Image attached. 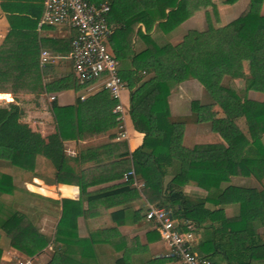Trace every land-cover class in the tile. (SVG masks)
<instances>
[{
  "label": "trees",
  "instance_id": "1",
  "mask_svg": "<svg viewBox=\"0 0 264 264\" xmlns=\"http://www.w3.org/2000/svg\"><path fill=\"white\" fill-rule=\"evenodd\" d=\"M94 1L108 3L106 18L113 27L108 39L109 50L119 63L118 75L129 94L128 115L132 126L143 134L142 144L131 153L126 149L121 152L123 143L115 144L120 151L118 157L131 156L133 173L143 182L142 191L149 203L168 209L174 219L197 227L210 223L213 230L200 245L205 259L211 261L220 255L227 264H250L255 256L264 253V234L257 232L258 228H264V148L261 142L264 102H243L233 90L221 86V81L224 77L240 78L242 62L249 61L256 69V76L248 87L264 93V56H259L264 51V15L260 14L264 0H250L236 20L220 29L189 31L177 45L163 46L157 45L150 35L153 28L162 33L178 28L192 15L194 8L190 0ZM226 1L233 4L238 0ZM140 25L144 32L138 28ZM135 37L145 44L140 52L132 50ZM189 79L196 80L223 112V118L211 121V130L219 134L225 144L182 147V126L170 121L167 97L171 87ZM34 82V76L21 72L18 66L0 57V94H19ZM115 104L103 89L83 101L78 98L71 106L61 107L52 102L55 132L45 137L20 122L22 111L18 106L0 108V159L32 172L37 157H41L53 168L56 184H73L79 189L76 201H51L61 212L50 244L25 215L0 209V230L4 233L0 236V261L3 247L32 258L49 245L54 255L47 264H87L93 260L95 244L104 240L95 239L98 233L85 238L78 236L77 220L85 214L82 203L109 202L126 195L133 198L138 192L132 188V176H128L122 186L87 193L89 184L69 166L64 142L85 140L115 128L119 123L112 112ZM191 110L198 121L207 119V108L197 101L191 103ZM242 116L248 123L250 140L234 124V119ZM174 165L176 172L166 181ZM237 173L254 177L262 189L220 188ZM190 183L206 190V198L193 203L183 191ZM13 191L11 177L0 173V196L12 195ZM60 191L70 196L69 188L63 186ZM206 202L216 208H205ZM233 203L238 205L239 212L227 218L223 206ZM126 217L124 209L110 214L116 225L123 224ZM134 217L138 219L136 212ZM112 230L103 232L110 234ZM225 238L227 242L231 238L242 241L240 261L225 249ZM107 243L116 250L121 249L122 243L118 240L111 239ZM126 257L124 253L114 264H126Z\"/></svg>",
  "mask_w": 264,
  "mask_h": 264
},
{
  "label": "crops",
  "instance_id": "2",
  "mask_svg": "<svg viewBox=\"0 0 264 264\" xmlns=\"http://www.w3.org/2000/svg\"><path fill=\"white\" fill-rule=\"evenodd\" d=\"M42 13L43 0H0V57L3 61L7 60V63L18 66L21 72L34 76L35 80L33 86H27L25 91L19 94H0V101L18 106L22 111L20 122L27 124L33 131L45 137L55 132L51 113L52 102L61 107L74 105L78 98L86 99L99 92L102 89V84L101 81L84 84L77 82L69 59V44L74 36V31L67 25L39 28L38 21ZM194 18V15L190 16L181 24V27L185 28L186 24L192 22ZM134 42L136 41L134 40ZM132 50L135 52L134 47ZM188 81L191 80L180 83L177 86L178 89H182V85ZM128 96V91L124 89L121 102L125 115L122 121L118 120L119 123L115 128L85 140L64 142L69 166L83 177L85 183L89 184L86 189L87 193L122 186L125 183L124 175L132 171L131 156L118 157L120 151L115 146V144L123 143L121 152L126 149L131 153L143 141V134L136 132L130 121ZM178 96L181 95L178 94ZM168 106L171 121L173 105L168 101ZM223 117L224 115L221 114L217 119ZM204 124L206 123L196 120L184 126L182 134L184 141L192 137L193 145L215 144L211 140L214 135L211 129L205 134L198 130L199 125ZM182 147H187L184 142ZM95 154L98 156H94ZM82 157L83 159H80ZM36 160L37 168L39 167L41 172L46 171L47 174L41 172L38 174L36 170V175L29 184L23 182L26 189L35 192L29 186H37L36 188H39L41 193H35L49 197L51 201H60L61 199L76 201L79 199V189L76 185L56 184L53 181L54 170L50 163L41 157H37ZM137 182L143 184L139 179ZM14 186H16L13 191L15 195L18 193L33 200H41L36 198L34 193H26L24 188L16 184ZM63 186L69 188L70 196L62 194L60 188ZM132 188L138 192L137 197L131 198V195H126L109 202H95L90 205L83 202L85 214L77 220L78 236L85 238L90 234L97 235L98 233L99 235L95 236V239L104 240L95 244V256L87 264H114L115 260L121 258L124 253L128 256L125 258L126 264H179L160 240L158 232L144 219V211L151 203L140 193L142 188L137 189L134 185ZM196 190L199 191L194 183L186 185L183 189L193 203L206 198V195L199 194L195 192ZM191 191L194 193L190 194ZM12 195H7V197ZM209 204L206 202L205 208L209 210L216 208ZM226 206L228 204L223 206L225 217L230 218L238 214V212L233 215L228 214ZM119 209H124L127 217L123 224L116 225L111 221L110 214ZM50 210L45 211V218L50 217ZM59 210L61 212L60 207ZM135 212L138 214V219L134 217ZM175 220L180 224L182 230L191 229L194 235L192 250L203 257L200 245L213 230L209 227L210 223L207 222L205 225L197 227L182 219ZM110 229H113L110 234L103 232ZM39 231L43 234L41 230ZM257 232L263 235L264 228L258 229ZM111 239L122 243L120 250H116V247L111 243H107ZM223 240L225 249H229L235 260L240 261L242 259V241L234 238L228 242L226 238ZM3 248L2 255L6 252H10V254L15 252L10 247ZM48 248L52 250L50 245ZM6 261L8 259L1 256L0 264H6ZM210 262L212 264H227L220 255L213 257ZM250 264H264V253L255 256Z\"/></svg>",
  "mask_w": 264,
  "mask_h": 264
},
{
  "label": "rangeland",
  "instance_id": "3",
  "mask_svg": "<svg viewBox=\"0 0 264 264\" xmlns=\"http://www.w3.org/2000/svg\"><path fill=\"white\" fill-rule=\"evenodd\" d=\"M250 0H238L233 4H228L226 0H191L193 6L192 15L195 18L192 22L186 24L185 28L181 27V25L174 29L169 33H162L156 27L153 28L151 32V36L154 42L163 46L165 44L177 45L182 41L183 36L189 31H198V32H206L208 30L220 29L231 21L236 20L247 8ZM260 14L264 15V1L260 7ZM191 15V16H192ZM142 32H144V27L142 25L138 26ZM136 42L133 43V47L135 52H140L144 49L145 44L138 37L134 39ZM110 48V47H109ZM259 56H264V51L259 53ZM151 75H145V78H149ZM256 69L249 61L242 62V76L238 79H230L229 77H224L221 81V86L227 87L233 90L239 98L243 102H251V103H262L264 102V93L249 89L248 83L250 80L255 78ZM188 81L182 85V89H178V85L171 87L169 95L167 97L168 101L173 105V117H171V121L175 122V124H179L182 126V134L184 126L189 125L190 123L197 120L196 115L191 110V103L193 101H197L201 106L207 108V118L205 121H200L202 123H206L204 125H199V131L202 134H205L206 131H210L211 129V121L219 118L223 112L218 107L217 102L210 96V94L194 79H189ZM180 94L181 96H178ZM179 102V103H178ZM179 104V105H178ZM11 105V104H9ZM6 102L0 101V108H4L9 106ZM224 115V114H223ZM234 124L238 128L241 134H243L248 140H250V133L248 129V123L244 116L234 119ZM216 145L225 144L222 138L214 132L213 138L211 139ZM184 142V148L191 149L196 145H193L194 140L191 138H187L184 141V138L181 140V144ZM262 145L264 148V136L262 137ZM70 161V160H69ZM37 170L38 174L41 172L40 168H37V160L35 162V168L31 171H24L22 169L16 168L12 166L8 161L0 159V173L6 174L11 177L13 187L14 184L18 185L21 188H24L26 193H34L36 198L41 200H33L32 198H28L23 194H14L11 197H7V195L0 196V209H4L3 211H17L23 215H25L34 226L43 232V236L48 240L50 244L54 238L55 226L60 218V210L59 206L53 204L51 202V198L42 196L38 193H41L37 186L29 188L35 192L29 191L26 189L23 182H27L29 184L32 181L34 175H36L35 171ZM170 174L166 178V181L175 174L176 168L175 165L171 167L169 170ZM41 173L47 174L46 171ZM228 186L246 188V189H256L260 191L262 188L260 184L255 180L252 176H243L241 173H237L235 175H231L227 182L221 184V189H224ZM199 191V194L206 195L207 191L196 186ZM204 191V192H202ZM192 192V191H191ZM189 192L193 194L194 192ZM140 193L143 194V191ZM144 195V194H143ZM82 203V208H83ZM2 206V207H1ZM211 206V204H209ZM212 207V206H211ZM51 209L50 217L45 218V211ZM226 210L228 214L233 215L238 210V205L228 204L226 206ZM152 225V224H151ZM260 229V228H258ZM257 229V231H258ZM0 236H4V233L0 230ZM13 254L10 252L4 253V256L8 261L6 264H20L23 260L31 259L32 264H47L54 255L53 247L52 250H49L48 246L43 249V251L32 258H28L19 251L14 250Z\"/></svg>",
  "mask_w": 264,
  "mask_h": 264
},
{
  "label": "built area",
  "instance_id": "4",
  "mask_svg": "<svg viewBox=\"0 0 264 264\" xmlns=\"http://www.w3.org/2000/svg\"><path fill=\"white\" fill-rule=\"evenodd\" d=\"M108 12L107 2L43 0V13L38 27L67 25L74 31L70 40L69 59L75 79L80 84L101 81L102 89L116 101L112 112L117 120L122 121L125 115L121 102L124 84L118 75L119 63L109 50L108 39L113 33V27L107 22ZM128 176H132V185L137 189L144 187V184L137 182L133 170L127 172L124 179ZM143 216L152 224L170 255L179 264H211L192 250L193 232L190 228L182 230L170 210L149 204ZM20 264H32V261L27 259Z\"/></svg>",
  "mask_w": 264,
  "mask_h": 264
}]
</instances>
